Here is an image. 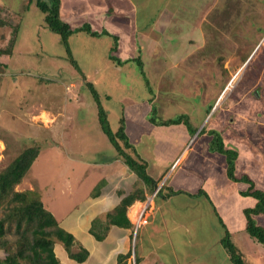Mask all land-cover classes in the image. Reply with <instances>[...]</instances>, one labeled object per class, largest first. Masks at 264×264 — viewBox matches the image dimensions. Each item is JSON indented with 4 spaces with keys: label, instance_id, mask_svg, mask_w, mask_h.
<instances>
[{
    "label": "rangeland",
    "instance_id": "rangeland-1",
    "mask_svg": "<svg viewBox=\"0 0 264 264\" xmlns=\"http://www.w3.org/2000/svg\"><path fill=\"white\" fill-rule=\"evenodd\" d=\"M60 2L61 18L73 31L67 42L78 70L70 64L61 39L49 31L34 3L26 10L27 0H0V18L9 17L11 24V28L0 26V50L10 46L12 33L18 27L10 55L0 54V64L5 66L0 65V172L28 147L43 152L14 187L15 192L39 194L44 209L57 221L53 209L56 206L60 228L64 223L68 229V218H77L86 193L77 191L61 203V195L68 194L71 187L66 181H70L72 163L57 152H95L85 158L97 163L109 161L116 152L99 126L96 103L85 84L89 82L99 95L111 131L117 132L122 124L128 143L139 157L149 161L151 168H161L158 166L164 165L166 159L176 156L184 147V136L174 132L178 128L173 125H154L148 119L163 121L186 116L189 127H180L190 131L191 157L177 175H186L183 170L190 169L195 159L203 164L201 172L208 175L210 166L199 153L204 146L210 148L206 135L213 128L224 147L237 154L235 176L246 175L253 180L255 189L264 193V0H145L147 13L141 6L132 11L130 0ZM83 7L87 12L79 13ZM157 8L159 17L154 12ZM155 18L156 23L151 22ZM217 97L223 102L215 111ZM221 116L228 118L223 124ZM56 125L60 135L48 131ZM119 143L123 147V141ZM161 152H165L164 161L158 159L157 154L163 158ZM208 152L223 156L226 162L223 154L210 149ZM215 171L212 180L203 185L206 193L202 195L196 181L203 174L194 171L191 179L188 173L183 184L189 192L198 189L196 197L207 200V206L213 209L208 219L213 223L208 227L209 220L199 213L196 218L200 224L198 221L190 225L192 233L185 237L186 244L175 242L174 248L188 264L207 260L209 264H232L223 248L227 232L247 264H264V245L245 230V210L254 209L257 200L246 195L247 183L215 178ZM114 196L121 201L120 194L116 192ZM153 200L146 196L144 201L127 208L133 225L129 230L131 238L125 242L132 251L127 264H135L141 250L146 254L151 251L142 248L140 230L152 211ZM114 201L117 207L120 202ZM216 201L221 202L218 207ZM114 209L90 221L85 245L76 242L74 252L80 246L88 250L86 245L95 241L90 234L92 224L106 226L107 214ZM8 212L7 205H2L0 219ZM250 216L256 226L264 228V213ZM111 228L105 236V244L110 246ZM4 230L3 240L13 253L19 239L15 223H5ZM105 244L101 249L107 254ZM55 249L59 264H84L73 261L63 244L54 239ZM4 258L0 248V262ZM169 258L160 261L171 264L172 255ZM116 259L111 263L118 264ZM178 259L181 260L179 256Z\"/></svg>",
    "mask_w": 264,
    "mask_h": 264
},
{
    "label": "crops",
    "instance_id": "crops-1",
    "mask_svg": "<svg viewBox=\"0 0 264 264\" xmlns=\"http://www.w3.org/2000/svg\"><path fill=\"white\" fill-rule=\"evenodd\" d=\"M144 1L145 0H130L129 2L131 3L130 8L132 9V11H134L136 7L139 8V6H141L142 11H146L147 9L143 7ZM61 4L62 3L60 2V7H59L60 18L62 17L61 15L63 12L61 9ZM189 6L191 7L194 5L189 4ZM78 12L82 13L87 11L83 7L80 8ZM154 12H157V17H159L158 8ZM146 17L152 18V15L150 17L149 14L146 15ZM134 19L137 18L134 17ZM151 22L156 23V18L155 21L152 20ZM20 27H21V22L19 28ZM0 65L3 68L5 67L3 64ZM173 66L176 67L175 64H173ZM4 71L6 72V69H4ZM226 90L228 89L226 88ZM222 102L223 100L219 101V97L215 99L214 102V106L216 108L215 111L222 107L220 106ZM213 110L214 108L212 107L207 112L205 117L206 119L209 117V114ZM230 110L231 109L227 111ZM212 116L209 118V121L212 118ZM227 119L228 118H223L221 116L222 124L223 122L225 123ZM56 126H57L56 128H52L48 131L52 133L56 132V134L60 135L61 130L58 127V125ZM173 127L178 128V130H175L174 132H176L179 136H184V141H183L184 147L182 148V150L180 152H176V156H173L169 159L165 158L164 156L165 152H161V154L163 155L161 157L163 158H160V155L157 154L159 161L160 159L161 161H164V158L166 159V163L164 165L160 164L158 166V167L162 166L161 168H157L156 166L151 168L150 164L148 163L149 161L145 157L143 158V160L147 163V172L149 176L157 182V187L159 189L162 187L163 194L166 195L169 192V190H173L175 194L166 197L164 199L155 198L153 200L152 211L150 212L148 219L145 222L143 231L142 229L140 230V237H141L140 239L143 240L142 241L143 244H141L142 248L148 247L149 251L150 250L151 251L148 254L142 253V250L139 252L141 257H139L138 255L137 256L140 261L142 260L141 264H148V262L149 264H162L163 260H170L169 257L171 255H172L171 264H188L187 262H185V259H183V257H180V252L177 249V247L174 248L175 242L176 243L180 242L181 244L185 245L187 242V239H185V237L186 238L190 237L192 233L190 225H192L193 222L196 223L200 220L199 218H196L199 215V213L201 212L203 213V217L205 216V221H206L208 219L209 213L213 211V209L210 206L209 207L207 206V200L204 197H196L195 194L198 189L194 190L193 192H189V190L186 189L184 185L185 184L184 181L187 179L188 173L191 179L193 177L192 172L197 171L199 173H202L200 168L203 164L199 163L197 159H195L191 161V165H189L190 169L183 170L186 175L184 176L179 174L177 175V172L180 170V168L183 166L184 163L189 164V162L187 161L191 157V152H189L190 149L189 144L191 142V139L189 133L190 131H187L186 126L181 125L180 127V124H178L175 126L173 125ZM211 131H216V130L212 128L207 131L208 134L206 135V138H207V142L209 143L212 140L211 138L212 136L210 135ZM201 133L202 132L199 133L198 137L201 135ZM209 149L212 152H216L211 149V146L210 148L209 146L208 147L204 146L203 152L199 153V155L202 154L205 157V161H206L205 163L210 166L208 175L205 176L202 173L203 175L202 177H200L201 179L196 181L197 186L201 185L200 186L201 188L200 187L199 188L202 189L203 193H204L203 185L206 182H210L212 180L211 178H213L212 175L214 173L213 170H216L215 178L218 177V178H222L223 180L225 177L228 180L226 175V164H225L226 162L225 160H222L223 156L216 155L215 153H210L208 152ZM42 153L43 152L39 153L36 160L33 162L32 166L36 164L39 157H41ZM57 153L58 156L60 158L62 157L63 159H65V157L67 156L66 159H68L72 163V166L70 168L72 169L70 174L71 175L70 181L69 180L66 181L67 184H71V187L68 194L67 193L64 194V196H67L66 199L64 198V196L61 195L62 197L60 199L61 203H62V199H63V203H66L69 197L74 196L75 192L77 191H79L80 193L81 190L84 194L86 193V197H87L86 200L81 201L82 209L81 210L78 209L77 218L74 219V217H70L68 218L69 220L67 222L65 221L67 223L66 227L68 229L64 227V223L63 226L61 227L62 229L68 231V233L72 234L73 237L77 239L75 243L84 242L85 245V239H86L85 237L89 236L88 233L86 232L87 231L89 232L90 221L94 217L101 215L108 209L111 210L113 208H116L114 204L115 203L114 200L120 202L118 198L114 196L116 195V192L121 195V197L119 198H121L120 200H122V198L129 195L133 191L135 186L136 188L137 187L142 188V183L141 182L137 183L138 182L137 177L128 169V167L124 164L123 160L118 156L117 152H114L113 156L109 161H104L100 163L88 161V159L85 158V156H87L88 154H92L95 152H61V153L57 152ZM187 182L188 180L186 181V183ZM97 190H99V192L97 193V195L93 196V193H95ZM146 196H148V194H146ZM139 202L140 201H135L133 205ZM214 204L216 205V207H218V205L221 204V202L216 201L214 202ZM53 209H55L54 215L57 216L56 219L57 222L59 223L60 220H58L59 217L58 214L56 213L57 207L54 206ZM69 211L70 210H68V212ZM195 214L196 216H193ZM208 220L210 223L209 224L207 223L208 224L207 226L209 227L210 224L213 223V220L212 219H208ZM199 224L200 221L198 222V225ZM198 225L196 227L200 228V226ZM129 230L130 229H122L116 226H112L111 231L109 232L111 236V240L113 241V242L110 241L112 246H110L108 243L105 244V239L101 241V243H97L96 240L94 242L91 240L90 243L86 245L89 251V256L87 258V261L84 262V264H90L91 261L94 264H112L111 262L115 260L119 254H126L127 252H129L130 247H128L125 243L127 242L128 237L131 238V233ZM141 231L143 232V234ZM157 235L158 238H155ZM179 235L182 238H180ZM117 236H120L119 237L120 239ZM154 238L156 240H154ZM147 241L150 242L148 243ZM104 244L107 245L108 247L107 252L109 253L106 252L107 254H104L103 250L101 249V246H103ZM157 249H161L163 251ZM54 251L56 252L57 249H55ZM178 256L179 258H181V260L178 259ZM111 258L112 259L115 258V259L112 260ZM160 259L162 261H160ZM198 264H209V261L207 260L206 263L200 261L198 262ZM210 264H215V263L211 261Z\"/></svg>",
    "mask_w": 264,
    "mask_h": 264
},
{
    "label": "trees",
    "instance_id": "trees-1",
    "mask_svg": "<svg viewBox=\"0 0 264 264\" xmlns=\"http://www.w3.org/2000/svg\"><path fill=\"white\" fill-rule=\"evenodd\" d=\"M33 3L42 13L44 23L49 31L58 35L61 39L67 54L69 55L68 59L70 64L74 69L78 70L76 62L71 57L67 42L68 37L73 31L59 16L60 0H49V2H44L42 0H27L26 9H29V6ZM8 18L9 17L4 19L0 18V26L6 25L11 28ZM83 28L86 29V31H89L87 26ZM17 31L18 27L12 33L10 46L6 50H0L1 55H10ZM85 84L92 93L93 99L96 103L98 123L101 131L107 137L124 164L142 183V188L137 187L129 195L122 198L120 204L114 209V212L107 214L108 224L106 226L98 228L95 227V222L92 224L90 234L96 241L101 242L105 239L106 232L110 226H116L122 229H130L133 227L127 216V208L135 201H144L146 194H152L157 188V182L149 176L147 172V163L135 153L133 147L128 143L123 125L121 124L117 132L113 133L111 131L107 115L100 103L99 95L89 82H85ZM149 120L154 125L166 126L184 124L189 127L186 116H179L175 119H167L163 121H157L154 118ZM200 132H202V130ZM210 134L213 136L210 145L211 149L226 156L227 178L234 182L242 181L247 183L249 188L246 195L252 196L257 200V205L254 209L245 210L247 220L245 230L253 240L264 245V228L256 226L250 216V214L258 215L264 213V193L255 189L253 182L246 175L241 178L235 176L236 152L224 147L223 140L219 133L211 131ZM119 141H123V147L120 145ZM39 153V148L28 147L23 150L10 165L0 172V207L2 205H7L9 211L4 218L0 219V248L5 253V258L0 264H59L53 250L54 239L63 244L65 251L73 261L83 263L87 260L89 251L81 246L78 251L74 252L72 250L75 245L73 235L58 226L53 215L44 209L39 194H36L33 191H14V187L21 182ZM97 193L98 190L93 193V195H96ZM174 194L175 192L173 190H169L166 195L163 194L161 187L158 191L157 197L164 199ZM199 194L202 195L204 193L200 191ZM12 222L15 223V231L19 236L17 243L18 249L13 253L9 249L7 242L3 240L5 235L4 224H10ZM225 235L226 237L223 240V248L231 263L247 264L243 259L242 254H240L237 247L230 240L229 234L226 232ZM131 252L132 251L129 250L126 254L119 255L117 263L127 264V260L131 257ZM139 261L138 257L135 258V264H139Z\"/></svg>",
    "mask_w": 264,
    "mask_h": 264
},
{
    "label": "built area",
    "instance_id": "built-area-1",
    "mask_svg": "<svg viewBox=\"0 0 264 264\" xmlns=\"http://www.w3.org/2000/svg\"><path fill=\"white\" fill-rule=\"evenodd\" d=\"M158 191H159V188L157 187L155 190H154V192L152 193V194H149L148 196H147V198L149 199V198H151V202H152V200L153 199H155L156 197H157V194H158ZM148 203L144 206V208H143V211L145 212V209L148 207ZM143 211H141L140 213H142ZM137 223H136V228H135V231L137 230Z\"/></svg>",
    "mask_w": 264,
    "mask_h": 264
},
{
    "label": "bare ground",
    "instance_id": "bare-ground-1",
    "mask_svg": "<svg viewBox=\"0 0 264 264\" xmlns=\"http://www.w3.org/2000/svg\"><path fill=\"white\" fill-rule=\"evenodd\" d=\"M131 210V209H130ZM132 214V213H131ZM137 220V219H136ZM137 222V221H136Z\"/></svg>",
    "mask_w": 264,
    "mask_h": 264
}]
</instances>
